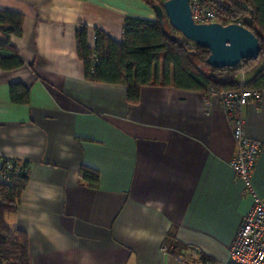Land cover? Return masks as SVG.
Returning <instances> with one entry per match:
<instances>
[{
	"label": "crops",
	"instance_id": "0c3cea01",
	"mask_svg": "<svg viewBox=\"0 0 264 264\" xmlns=\"http://www.w3.org/2000/svg\"><path fill=\"white\" fill-rule=\"evenodd\" d=\"M23 15L10 40L25 64L0 70V155L27 164L28 183L6 217L29 238L31 264H218L251 200L230 166L236 147L216 94L87 81L75 30L122 39L125 16L155 20L144 0H0ZM256 71L241 72L238 83ZM29 91L11 100L10 86ZM261 144L252 184L264 199V96L243 108ZM99 174L88 186L79 169ZM175 246H174V245ZM166 247V250H163Z\"/></svg>",
	"mask_w": 264,
	"mask_h": 264
},
{
	"label": "trees",
	"instance_id": "16d2710c",
	"mask_svg": "<svg viewBox=\"0 0 264 264\" xmlns=\"http://www.w3.org/2000/svg\"><path fill=\"white\" fill-rule=\"evenodd\" d=\"M144 1L151 6L163 0ZM217 13L221 24L240 23L257 37V58L244 59L235 67L215 68L206 63L209 50L177 37L167 17L161 26L157 19L125 16L119 42L96 29L91 47L88 27L75 30L77 58L83 65L84 77L87 81L124 84L131 103L138 102L140 89L145 85H172L189 91H206L211 87L216 93L240 86L261 89L264 85V0H221ZM22 22L23 15L0 10V70H13L25 64L10 40L11 36L21 35ZM252 70L256 74L249 82L238 83L239 73ZM10 96L15 103L29 101V91L21 84L10 86ZM79 175L88 186L98 185L96 170L81 166ZM27 183L26 163L18 164L17 172L9 180H0V264H31L27 233L11 228L6 219L16 211Z\"/></svg>",
	"mask_w": 264,
	"mask_h": 264
},
{
	"label": "built area",
	"instance_id": "2783aa9c",
	"mask_svg": "<svg viewBox=\"0 0 264 264\" xmlns=\"http://www.w3.org/2000/svg\"><path fill=\"white\" fill-rule=\"evenodd\" d=\"M220 5L221 0H189L191 17L196 23L220 22L217 13V7ZM262 74L264 76V68ZM205 92L218 96L231 122L236 151L230 160V166L251 200L249 210L228 249L227 260L218 264H264V199L256 193L252 184L253 168L261 144L247 136L243 116V108L250 101H260L263 98L264 85L261 89L240 86L220 93L208 87ZM17 166L15 160L0 155V180H9L17 172ZM166 249L163 247V250ZM181 262L195 264L185 259H181Z\"/></svg>",
	"mask_w": 264,
	"mask_h": 264
},
{
	"label": "water",
	"instance_id": "95a60500",
	"mask_svg": "<svg viewBox=\"0 0 264 264\" xmlns=\"http://www.w3.org/2000/svg\"><path fill=\"white\" fill-rule=\"evenodd\" d=\"M160 25L167 17L170 25L199 47L209 50L206 63L215 68L235 67L242 60L257 58L259 42L245 26L237 23H196L190 12L189 0H163L153 3ZM174 38L173 35H171Z\"/></svg>",
	"mask_w": 264,
	"mask_h": 264
},
{
	"label": "rangeland",
	"instance_id": "374dc122",
	"mask_svg": "<svg viewBox=\"0 0 264 264\" xmlns=\"http://www.w3.org/2000/svg\"><path fill=\"white\" fill-rule=\"evenodd\" d=\"M175 34L177 35V37H180V38L183 37L182 34L176 30H175Z\"/></svg>",
	"mask_w": 264,
	"mask_h": 264
}]
</instances>
